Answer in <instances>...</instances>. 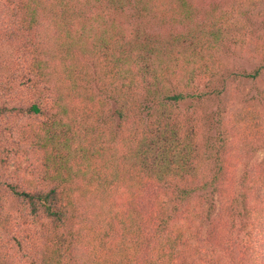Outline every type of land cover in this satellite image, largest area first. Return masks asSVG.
Returning <instances> with one entry per match:
<instances>
[{
	"label": "trees",
	"instance_id": "16d2710c",
	"mask_svg": "<svg viewBox=\"0 0 264 264\" xmlns=\"http://www.w3.org/2000/svg\"><path fill=\"white\" fill-rule=\"evenodd\" d=\"M0 44V264H264V0H0Z\"/></svg>",
	"mask_w": 264,
	"mask_h": 264
},
{
	"label": "rangeland",
	"instance_id": "374dc122",
	"mask_svg": "<svg viewBox=\"0 0 264 264\" xmlns=\"http://www.w3.org/2000/svg\"><path fill=\"white\" fill-rule=\"evenodd\" d=\"M11 54H12V50L10 48L0 44V90H1L0 102L5 105H7L9 100L11 101V98L10 96L8 97V94L5 91L7 87L6 85L4 86V84L7 83V77H6V72L5 73L3 72V69H4L3 63H5V60L7 61L9 60V58L11 57ZM254 93H255V90L251 88L250 86H246V88L244 87V89L235 98L236 106L247 105L249 108H254V109L264 111V108L261 102L258 100V98L252 99L251 96ZM3 118L4 119L0 120L1 122L5 120V117ZM2 128L3 127H1V129ZM262 157H264V149L260 150L259 153L257 154L258 159H261ZM24 162L27 163L25 160Z\"/></svg>",
	"mask_w": 264,
	"mask_h": 264
}]
</instances>
